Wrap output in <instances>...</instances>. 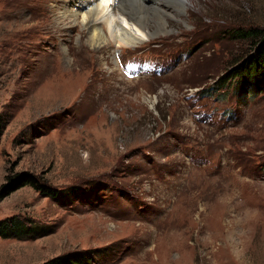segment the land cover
Instances as JSON below:
<instances>
[{
	"label": "rangeland",
	"instance_id": "1",
	"mask_svg": "<svg viewBox=\"0 0 264 264\" xmlns=\"http://www.w3.org/2000/svg\"><path fill=\"white\" fill-rule=\"evenodd\" d=\"M153 4L164 31L98 49L78 3L0 0V111H15L0 189L28 172L65 191L0 198V220L30 228L0 236V264H264V91L217 82L252 45L238 33L264 30V0Z\"/></svg>",
	"mask_w": 264,
	"mask_h": 264
},
{
	"label": "trees",
	"instance_id": "2",
	"mask_svg": "<svg viewBox=\"0 0 264 264\" xmlns=\"http://www.w3.org/2000/svg\"><path fill=\"white\" fill-rule=\"evenodd\" d=\"M238 35L250 40L252 45L247 52L242 55L243 57L240 56L235 60V64H239L228 69L217 82L222 85L225 83H234V89L237 94H239L237 96L241 98L243 93L248 91L247 89L253 87H255L257 92L264 91V30L251 28L243 33L239 32ZM250 80L255 83H252ZM14 114L15 111L11 105L6 106L0 111V143L7 126L14 117ZM259 168L264 170V162ZM8 178L12 181L10 185L13 187L8 186V184L3 185L0 189V198L8 195L13 189L25 185H30L43 195L54 199L61 198L65 193L62 189L47 185L42 179H39L36 175L28 172L17 173L14 177ZM29 232L30 228L16 219L9 218L0 220V236L2 237L23 238L26 237L25 235H28ZM93 261L94 254L92 251L79 250L60 254L40 264H91Z\"/></svg>",
	"mask_w": 264,
	"mask_h": 264
},
{
	"label": "bare ground",
	"instance_id": "3",
	"mask_svg": "<svg viewBox=\"0 0 264 264\" xmlns=\"http://www.w3.org/2000/svg\"><path fill=\"white\" fill-rule=\"evenodd\" d=\"M71 1L78 3V11L83 14L86 31L90 33L88 42L98 45V49L107 42H113L117 47L136 46L145 38L150 39L159 30L164 31L168 24L167 17L171 16V13L166 10L167 6L159 8L153 4L154 0ZM189 2L190 0H164V3L171 5L177 11L186 8ZM60 6H56V10L62 14L58 21L64 22L65 12L68 11L63 12ZM151 24L155 25L156 32L151 30Z\"/></svg>",
	"mask_w": 264,
	"mask_h": 264
}]
</instances>
